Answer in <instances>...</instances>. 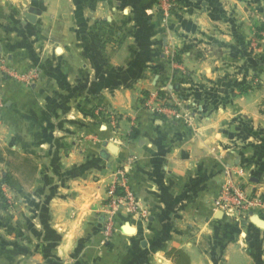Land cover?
<instances>
[{"label":"crops","instance_id":"0c3cea01","mask_svg":"<svg viewBox=\"0 0 264 264\" xmlns=\"http://www.w3.org/2000/svg\"><path fill=\"white\" fill-rule=\"evenodd\" d=\"M50 1L56 0H0L12 9L2 6L0 15L17 18L22 14L26 18L28 8L38 4L43 7ZM59 1L77 2L76 28L70 22L74 13L69 3L65 9L69 19L60 28H54L51 23L54 19H48L49 15L44 12L33 14V21L18 20L19 27L0 21V54L16 68L30 64L23 60H31L26 52L36 47V32L46 34L55 29L66 35V48L61 50V60H67L66 65L61 62L54 72L50 67L51 58L47 56L44 62L34 64L42 72L38 83L28 88L11 84V89L3 90L8 106L3 111L12 112V133L18 153L39 160L41 154L36 149L40 147L52 150L55 146L56 151L62 150L63 145L69 147L64 155L56 154L53 169L47 172L52 192L46 191L49 196L46 194L41 200L44 206L40 205L62 231L56 235L59 243L52 253L62 258L77 257L80 259L77 264H97L108 255L134 258L123 261L125 264H138V259L140 264H176V257L166 256L175 248L183 252L187 264H264V232L252 219L253 243L243 237H224L218 239L222 244L206 246V236L211 232L206 226L210 221L207 223L204 219L201 223L199 218L197 222L186 221L179 213L182 209L191 210V214L211 209V199L225 180L222 146L227 123L221 116L220 120L203 117L186 125L164 121L153 117L136 102L138 88L151 92L173 81L174 66L160 53L162 47L178 50L175 60L186 66H193L194 60L193 63L202 64L206 56L203 50L214 42L220 48H235L227 37L222 38L226 35L221 38L214 35L215 28L222 23L230 25L235 38L242 43L246 34L244 23L236 17L240 16L237 8L245 4L243 11L247 9L250 13L246 5L249 1L257 8L256 14H260L264 12V0H188L184 13L169 23L155 13V0ZM67 16H61L60 20L63 22ZM97 17L111 20L124 31L126 39L114 58L95 63L81 48L91 49V20ZM218 29L222 34L227 32ZM73 31L83 33V41L81 38L71 41L69 32ZM73 54L78 60L70 62L67 57ZM89 61L94 69L92 73L86 71ZM68 65H76L81 70L73 72ZM191 72L196 76L199 70L191 68ZM225 79L226 76H217L219 83L223 84ZM214 80L208 77V81ZM227 81L218 87L196 85L199 89L196 94L208 99L225 98L230 83ZM187 85L184 90H194V86ZM87 97L101 99L108 109L120 114L117 131L94 121L89 124L83 111ZM212 107L196 106L195 112L207 113ZM214 107L223 113L221 108ZM23 145L29 147L28 151ZM211 149L216 154H210ZM116 166L126 170L128 186L148 210L150 219L146 223L120 210L115 216V234L104 245L99 243L100 227L107 189ZM39 168L38 171L42 169ZM187 225L201 226V230L194 226V231L184 235ZM255 241L260 248L253 247Z\"/></svg>","mask_w":264,"mask_h":264},{"label":"rangeland","instance_id":"374dc122","mask_svg":"<svg viewBox=\"0 0 264 264\" xmlns=\"http://www.w3.org/2000/svg\"><path fill=\"white\" fill-rule=\"evenodd\" d=\"M55 2H46V6L43 7L41 4H38L37 7L32 6L28 8V12L34 15L44 12L49 15L48 19H54L51 22L54 28H60V24L69 19L65 10L69 3V8L72 6V13H74L72 19L70 16V22L72 20L76 28L77 2L63 3L59 0ZM187 3L188 0H173L172 5L167 9L165 6L162 7L160 0H155V13L164 22H175L184 13ZM5 5L0 3V12L2 6ZM246 5H248L250 13L247 9L243 11V8L246 7L245 4H241L237 9L243 18L235 14L245 27L246 35L242 43L235 38V32L230 25L227 26L222 23L217 27L224 31L227 30V32L222 34L218 28H215L214 35L218 38L226 35L222 38L227 37L226 40L228 39L230 43L234 44L235 48H220L214 42L203 50L206 53L205 58H203L204 62L202 61V64L197 65L193 63L194 60L191 67L175 60V56L179 53L178 50L162 47L160 53L164 54L174 66L173 81L169 85H163L160 89L151 92H144L140 88L137 90L136 102L138 105L158 119L186 125L194 122V120H201L200 118L203 117H212L215 120L221 116V119L227 123L226 129L223 130L225 141L224 146H222L223 151H225L223 154L225 180L219 191L211 199V209L200 210L193 214L189 209H182L179 212L186 221L197 222V218L200 219L199 222L201 223L204 219L207 223L210 221L209 226H206L207 229L211 230L206 236V246L220 245L222 243L218 239L224 237L229 239L243 237L252 242V239L255 238L251 219L257 217L264 224V30L261 28L264 25V12L256 14L258 13L257 8L249 1ZM5 9L12 10L7 8V5ZM52 11L56 12L55 15ZM61 16H67L63 22L60 20L62 19ZM2 20L11 27H19L18 20L24 22L28 19L22 14L17 18L0 15V21ZM91 25L93 26L91 34L88 35L92 43L91 49L86 48L85 50L82 47L81 50L85 52L86 56H90L95 63L97 60L100 62L111 60L122 50L126 39L124 31L107 17L92 19ZM36 34L38 35L36 47L26 52L27 58L31 60H23L29 61V65L22 68L12 67L10 60H7L5 55L0 54L2 59L0 65V264H77L80 260L77 257L62 258L52 253L55 245L59 243L56 235L62 231L56 228L53 219L46 215V208L41 207L44 206L42 201L47 192H52L50 191L51 180L48 179L47 172H50V168L53 169L52 166L55 164L53 160L57 158L56 154L64 155L69 147L63 145L62 150L59 151H56L55 146L52 147V150L40 147V149H36V153L40 152L41 154L39 160L35 159L37 157L18 153V145L15 144L12 133V112L4 113L3 111L4 108L8 107L5 105L3 95L5 88L11 89V84L15 87L28 88L40 81L42 72L34 64L44 62L43 59L49 56L52 61L50 66L52 71L57 72L61 62L66 65L67 60H61V50L66 48L64 42L66 35L55 29L51 33L36 32ZM82 34L76 31L69 32V39L72 41L73 38H81L82 40ZM67 58L70 62L78 60L75 54ZM73 66L68 65L73 72L81 70L78 66ZM191 68L199 70L198 75L193 76ZM87 70L90 73L94 71L91 63L87 65ZM154 73L157 74L158 72ZM218 75L226 76L225 82L227 80L230 82L225 98L215 96L208 99L202 95L197 96L196 92H199V89L196 88V85L223 86L225 82L219 83ZM208 77L214 78V82L208 81ZM196 79L201 80L202 83H196ZM186 84H188L187 86H194V90H184ZM88 99L89 102H87ZM81 105L79 103V106ZM201 105L216 106L221 108L223 113H220L215 107H212V110L207 113L195 112L197 110L195 107ZM83 108H85L83 110L85 117L89 118V124L93 121L105 124L113 131L120 128L122 117L114 110L108 109L101 99L87 97L84 99ZM72 135L75 136L76 133ZM22 148H26V151L29 149L28 146L24 145ZM211 152L210 154H216L212 149ZM23 157L30 158V162H23ZM39 166L42 169L38 171ZM117 168L122 167L116 166L115 169ZM47 196L49 195L47 194ZM106 200L107 196L104 202L103 219L100 227L101 241L99 242L104 245L106 241L103 231L107 225ZM121 210L137 216L146 223L150 219V213L147 218H143L126 209ZM118 212L114 214L112 219L111 238L115 234V216ZM194 215L196 217H193ZM194 226L201 230V226L187 225L182 233L186 235L190 231H194ZM260 227L264 232V226ZM203 241H205L204 238ZM256 244H258L257 241L253 244L255 249L259 247ZM132 259L134 260L130 256L108 255L99 259L97 264H125ZM123 261L125 262L123 263ZM83 262L84 259L81 258V263ZM137 262L138 264L141 263L139 259ZM153 264L161 263L153 262Z\"/></svg>","mask_w":264,"mask_h":264},{"label":"built area","instance_id":"2783aa9c","mask_svg":"<svg viewBox=\"0 0 264 264\" xmlns=\"http://www.w3.org/2000/svg\"><path fill=\"white\" fill-rule=\"evenodd\" d=\"M173 0H160L162 7L167 9L172 5ZM165 8V9H166ZM0 58V65H1ZM106 222L107 225L103 231L104 240L107 242L111 239L112 236V219L114 214L121 209H126L129 212H132L136 215H139L143 218H147L149 212L144 208L134 193L130 190L127 183V174L124 168H117L113 171L111 182L107 189V200H106ZM219 204V203H217ZM222 206V203H220Z\"/></svg>","mask_w":264,"mask_h":264},{"label":"trees","instance_id":"16d2710c","mask_svg":"<svg viewBox=\"0 0 264 264\" xmlns=\"http://www.w3.org/2000/svg\"><path fill=\"white\" fill-rule=\"evenodd\" d=\"M261 28L264 30V25ZM22 161L26 162V163H29L30 162V158L23 157ZM167 256L170 257V258H175L176 257L177 258L176 264H187L188 263L187 259H185V256H184L183 252H181L178 249L172 248L170 251L167 252Z\"/></svg>","mask_w":264,"mask_h":264},{"label":"water","instance_id":"95a60500","mask_svg":"<svg viewBox=\"0 0 264 264\" xmlns=\"http://www.w3.org/2000/svg\"><path fill=\"white\" fill-rule=\"evenodd\" d=\"M26 18L29 20V21H33L34 20V15L33 14H31V13H27L26 14ZM252 221H253V223L255 224V225H257V226H264V224H263V222L259 219V218H257V217H253L252 218Z\"/></svg>","mask_w":264,"mask_h":264}]
</instances>
